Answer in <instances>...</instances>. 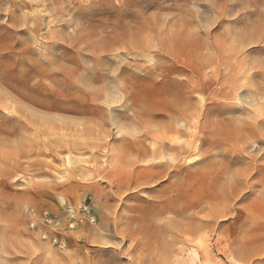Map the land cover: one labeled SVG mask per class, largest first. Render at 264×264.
<instances>
[{
    "label": "rangeland",
    "instance_id": "374dc122",
    "mask_svg": "<svg viewBox=\"0 0 264 264\" xmlns=\"http://www.w3.org/2000/svg\"><path fill=\"white\" fill-rule=\"evenodd\" d=\"M194 253L264 264V0H0V264Z\"/></svg>",
    "mask_w": 264,
    "mask_h": 264
},
{
    "label": "bare ground",
    "instance_id": "6f19581e",
    "mask_svg": "<svg viewBox=\"0 0 264 264\" xmlns=\"http://www.w3.org/2000/svg\"><path fill=\"white\" fill-rule=\"evenodd\" d=\"M196 256H197V254H195L194 253V260H193V264H195L196 263ZM198 260V259H197Z\"/></svg>",
    "mask_w": 264,
    "mask_h": 264
}]
</instances>
